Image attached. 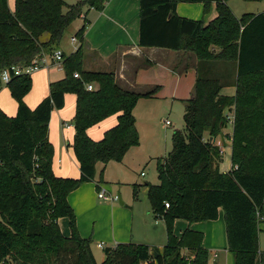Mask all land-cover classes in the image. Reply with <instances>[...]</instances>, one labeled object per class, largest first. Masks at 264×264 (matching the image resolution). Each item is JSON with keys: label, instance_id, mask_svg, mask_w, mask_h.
Segmentation results:
<instances>
[{"label": "trees", "instance_id": "trees-1", "mask_svg": "<svg viewBox=\"0 0 264 264\" xmlns=\"http://www.w3.org/2000/svg\"><path fill=\"white\" fill-rule=\"evenodd\" d=\"M108 1L14 0L11 8L9 0H0V89L4 69L51 56L61 48L72 23L78 18L84 22L75 33L76 49L64 52L65 76L50 81L48 95L34 108L25 101L32 73L14 74L6 83L17 112L10 116L0 109V264H141L154 258L158 264H208L204 233L188 227L176 235L174 221L216 219L220 208L235 264H263L259 237L264 215V12L237 17L228 0H140L139 45L187 51L197 59L193 94L185 101V126L174 131L172 151L158 158L159 182L145 183L154 214L166 223L163 250L155 247L158 254L153 257L149 244L119 243L104 247L105 259L99 263L91 239L80 235L69 194L96 180L98 163L105 168L110 161L121 162L140 144L134 109L158 87L124 83L116 62L108 70L83 66L90 23L86 13L104 9ZM180 2H203L206 11L215 2L218 15L208 24L181 16ZM150 64L149 59L136 60L127 74ZM88 84L94 88L88 89ZM229 86L236 88L235 94L223 91ZM68 92L77 96L72 123L78 178L55 174V149L49 138L51 114L65 106ZM115 114L118 122L94 140L89 128ZM230 123L232 132L223 135ZM219 136L231 141L228 171L220 169L223 152L213 141ZM62 217L70 221L69 236L60 228ZM186 249L190 254L185 255Z\"/></svg>", "mask_w": 264, "mask_h": 264}, {"label": "crops", "instance_id": "crops-1", "mask_svg": "<svg viewBox=\"0 0 264 264\" xmlns=\"http://www.w3.org/2000/svg\"><path fill=\"white\" fill-rule=\"evenodd\" d=\"M258 2H263V5L259 7V10H257V12L254 13L252 12L251 14L264 12V0H259ZM177 12L179 15H188L189 17H192L194 19H202L205 24H208L218 15L217 6L215 2H212L209 5L207 11L204 8L203 2H193V3L180 2L177 6ZM86 16L87 19L90 21L84 35L86 48L89 51L95 53L96 56L98 55L104 62L101 63L99 66L95 65L96 67L95 69L108 70L110 69V67H112L113 63L116 62L114 64V68H116L118 78H120L121 81H124V83H131L134 85L136 84L138 87L144 89L145 88L151 89L154 86L147 85L144 83L145 81H147L146 78L147 75H145V72L156 66L160 68L158 71L160 73L159 76L160 78L159 80H153V81L156 82L159 81L162 83V85L167 83L170 84L177 82L174 88V92L177 93V95L179 94L180 96H182L181 92L187 93L188 91L187 89H183L182 91L180 90L179 87H177L178 83L180 82L179 77L192 68L194 69L195 72V80H194V85H195V81L197 77L195 65H197V59L191 52L182 53V51H175L167 48L145 47V46L142 47L139 45L140 0H109L105 5L104 9L102 10H97L95 8L88 9ZM63 42L64 41H62V43ZM61 49L65 53H68L63 47H61ZM73 50L71 52H73ZM116 55H119V57L116 58L115 57ZM145 59H149L150 61H152V64L141 65L132 76L127 74L132 63H134L136 60L143 61ZM185 67L187 68L185 69ZM194 85H193V89L190 92V96L189 97L188 95L184 96V97H188L187 99L191 98L194 90ZM224 90H227L226 93L233 95L235 94L236 88L234 86H229L226 87ZM48 93L49 90H45L43 93L39 94L37 98L34 97L33 100H31L30 98L28 100V104L30 105V107L32 106V108H34L45 96L48 95ZM27 95L25 97V101L27 99ZM65 104H66V95H65ZM56 111L57 110H54L52 112L50 124H49V138L54 145L55 153L59 152V148L60 151L61 150L62 152L64 151V148L60 147V140L57 135V131L55 127L54 114ZM14 112L15 111L12 110L11 114H14ZM117 119L118 118L116 114L109 116L99 124L90 127L88 130L89 135L94 140L101 139L104 136L105 131L111 128L112 126H114L118 122ZM61 127L63 129L65 138L68 137L66 135L67 132L66 130H72L73 138H74L75 128L72 123L63 120L61 121ZM225 129L226 130L228 129L230 131L229 132L224 131V133H231L232 124L230 123V125ZM222 138L224 137L219 136L215 138L213 141L214 143L218 144L221 147L224 156V154L228 150L231 153V141L229 138L225 137L224 139L227 140L225 142V140H223ZM71 144L72 141L68 140V143L66 145V151L68 152V154H69V146ZM132 148H130L128 152ZM55 153H54L53 162H55ZM70 159H71L70 166H65L62 159L58 160L56 167L53 164L54 172L56 175L62 177L71 176L69 174L76 175V171L70 172L73 171L76 166L77 168H79V176H80L79 161L75 159L73 153L72 156L70 155ZM123 161L124 159L121 162ZM108 164L109 163H107V165ZM231 168H232L231 158L228 169L223 170L220 165V169L222 171H228ZM97 185L98 184H95V182L92 181L84 182L77 189L72 191L68 196L69 203L71 204V206L73 207L76 213V217H77L76 222L80 235L84 238H90L92 243L94 242V244L98 248H99L98 243H103L104 247L107 246L115 247L119 243H130V242L147 244L148 242H143L142 240H139L140 236L138 235L140 231L136 232L135 230L134 212L133 215L131 213V218L129 221H128L129 212L126 213L125 219L120 221H117L114 217V220L109 222L108 217L106 216L107 219L106 222H108L109 224L108 226H106L107 230L103 229L102 226L98 225L99 223L104 222L103 221L104 217L102 215L101 209H105L106 211L112 209L113 215H115L118 207L110 203L109 201H105L107 198H102V197H99L100 199L97 198L96 190L100 191V188L98 189L96 188ZM146 191H148V189ZM149 212L151 216L154 217L156 224H158L159 220L164 221L162 218L156 217L152 207L150 211H148V215ZM59 224L64 235L69 236L71 234L69 219L67 217H62L59 219ZM174 227L176 229V233H175L176 235H181L182 232L188 227L202 231L204 233L203 244L206 247V249L209 251L208 264H219L218 262L219 259H224L226 261V264H233L234 254L230 251L228 247L226 222H225L223 208L219 209V215L216 219L188 222L185 219L177 218L174 221ZM260 228H261L260 237H259L260 249H264V234H263L264 221L260 224ZM148 244L151 247L158 248L160 251H162L163 247L165 246L164 245L163 247H158V246H152V244L150 243ZM104 247L102 248L104 249ZM92 251L94 255H96L95 251L93 250V247H92ZM104 259H105V253L103 256V260ZM141 264H158V262L154 258V259H149L147 261H143L141 262Z\"/></svg>", "mask_w": 264, "mask_h": 264}, {"label": "rangeland", "instance_id": "rangeland-1", "mask_svg": "<svg viewBox=\"0 0 264 264\" xmlns=\"http://www.w3.org/2000/svg\"><path fill=\"white\" fill-rule=\"evenodd\" d=\"M77 1L78 0H67L68 3H75ZM9 4L11 8H14V0H9ZM228 5L237 17H242L246 13L257 12L259 7L263 5V2L254 0H229ZM86 9L87 7H84V11H86ZM64 10H66V8ZM181 16L192 18L188 15ZM83 23V19L78 18L67 29L63 39L64 42L60 45V47H63L66 52H68L66 54H70V52L75 48L71 42V37H73V35L75 36V31H78L82 27ZM184 52L187 51H182V53ZM85 54L86 56L83 66L87 69L96 68L95 65L99 66L101 63H104L98 55L96 56L95 53L89 51L87 48H85ZM159 69L160 68L154 66L145 72V75H147V81L144 83L152 86L158 85V87L153 97L140 98L134 109L140 133V145L132 148L125 156L123 162H109L106 168L98 163L96 165V180L92 182H95V184L99 183L100 190L103 191L106 196L112 197L111 199H106L105 201H109L118 207L115 215H113L112 209L107 211L105 209H101L104 222L99 223V226H102L103 229L107 230L106 226L109 224L106 222V216L108 217L109 222L114 220V217L117 221H120L125 219L126 213L129 212V221L131 213L133 215L134 212L135 230L136 232L140 231L138 235L140 236L139 240L148 242L152 244V246L163 247L168 240L166 224L162 220H159L158 224H156L155 219L151 216L150 212L148 215V211H150L152 205L151 197L148 191H146L148 188L145 183L157 184L159 182L157 169L158 158L167 156L172 151L174 131L182 130L185 126V101L190 96V92L193 89L195 72L194 69L191 68L179 77L180 82L177 87H179L182 91L183 89H187L188 91L187 93L181 92L182 96H180L174 92L177 82L170 84L166 82L167 84L162 85L159 81H153L159 80ZM64 76L65 70L61 65L44 67L33 72L31 74L32 89L27 95L26 103L28 104V100L30 98L33 100L34 97L37 98L38 95L43 93L45 90H49V81H55L63 78ZM224 92L226 93L227 90H224ZM187 95L188 97H184ZM76 103V94L68 92L66 93L65 107L62 110H57L54 114L55 127L60 140V147L64 148L63 152L62 150L60 151L59 148V152L55 153V162H53L55 167L57 166L59 159L63 160L65 166H70V155L72 156V153L78 161L73 147V132L72 130H66V135L68 137L65 138L61 127V121L63 120L70 123L73 122L76 112ZM0 109L11 116H14L17 111L16 100L12 96L11 90L6 83H3L0 89ZM12 110L15 111L14 114H11ZM229 115H231V113H229ZM167 120L170 121L169 125L166 124ZM224 131L229 132L230 130L224 129ZM225 134L228 135L229 133ZM224 138L222 139L225 140ZM68 140L72 141V144L69 146V154L66 151ZM226 141L227 140H225V142ZM230 158L231 153L228 150L224 154L223 161L221 162L223 170L228 169L230 165ZM75 171L76 175L69 174L74 176L72 178L79 177V168L76 166L74 170L70 172ZM98 192L99 191L96 190L97 198L100 199ZM174 231L176 233L175 227ZM92 247L95 251L97 261L99 263L102 262L104 256L103 248H98L94 242L92 243ZM184 253L185 255L190 254L187 250H184ZM218 262L219 264H226L224 259H219ZM233 264H235V261H233Z\"/></svg>", "mask_w": 264, "mask_h": 264}, {"label": "built area", "instance_id": "built-area-1", "mask_svg": "<svg viewBox=\"0 0 264 264\" xmlns=\"http://www.w3.org/2000/svg\"><path fill=\"white\" fill-rule=\"evenodd\" d=\"M77 37L76 36H73L71 38V42L73 43V45H75V49L77 47ZM63 60H64V51L59 48V49H56L53 54L51 56L49 55H45L43 58L41 59H35L32 64L30 65H27L25 67H19V66H12L11 68H6L3 70L2 74H1V78H2V81L4 83H7L8 81H10L11 77L15 74V75H19V74H31L41 68H44V67H51V66H54V65H61L63 66ZM76 77L78 76V73H75L74 74ZM88 89H93V84H88ZM231 117V116H230ZM232 118V117H231ZM232 120V119H231ZM232 122V121H230ZM166 124L169 125L170 124V121L167 120L166 121ZM99 197H102V198H107V199H111L112 197H108L104 194L103 191H99L98 193ZM166 207H169V203L167 202L166 203ZM260 220L261 221H264V215H260ZM98 246L99 247H104V244L103 243H98Z\"/></svg>", "mask_w": 264, "mask_h": 264}, {"label": "water", "instance_id": "water-1", "mask_svg": "<svg viewBox=\"0 0 264 264\" xmlns=\"http://www.w3.org/2000/svg\"><path fill=\"white\" fill-rule=\"evenodd\" d=\"M151 254H152L153 257L157 256L158 252L156 251L155 247H151Z\"/></svg>", "mask_w": 264, "mask_h": 264}]
</instances>
